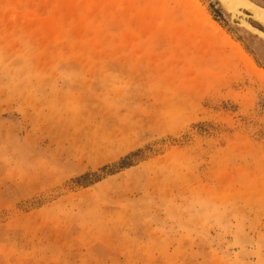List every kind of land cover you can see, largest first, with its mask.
Here are the masks:
<instances>
[{
	"label": "rangeland",
	"instance_id": "rangeland-1",
	"mask_svg": "<svg viewBox=\"0 0 264 264\" xmlns=\"http://www.w3.org/2000/svg\"><path fill=\"white\" fill-rule=\"evenodd\" d=\"M196 1L0 0V264H264V45Z\"/></svg>",
	"mask_w": 264,
	"mask_h": 264
},
{
	"label": "water",
	"instance_id": "water-1",
	"mask_svg": "<svg viewBox=\"0 0 264 264\" xmlns=\"http://www.w3.org/2000/svg\"><path fill=\"white\" fill-rule=\"evenodd\" d=\"M232 27L243 32L246 36L259 39L264 45V9L256 6L249 0H215ZM238 2V3H237ZM233 4L239 8L233 9ZM234 10V11H233ZM236 13H233L235 12ZM243 19V21L240 20ZM247 21H245V19ZM251 22L260 26L263 31L251 26ZM244 30V31H243Z\"/></svg>",
	"mask_w": 264,
	"mask_h": 264
},
{
	"label": "bare ground",
	"instance_id": "bare-ground-1",
	"mask_svg": "<svg viewBox=\"0 0 264 264\" xmlns=\"http://www.w3.org/2000/svg\"><path fill=\"white\" fill-rule=\"evenodd\" d=\"M249 1H250V0H249ZM251 2H252V1H251ZM183 3H184V10H185V12L187 13V15H188L189 17L198 20L200 23H202V24H204V25L206 24L205 26H208L209 19H208L206 13L204 12V9L201 7V5H200L196 0H183ZM237 3H238V2H237ZM252 3L255 4L254 2H252ZM255 5H256V4H255ZM256 6H258V5H256ZM258 7H260V6H258ZM237 8H239V6H237L236 4H233V9H236V10H237ZM260 8H262V7H260ZM262 9H264V8H262ZM236 10H235V12H233V13H236ZM233 11H234V10H233ZM244 19H245V21H247L246 18H244ZM240 20L243 21L242 18H240ZM250 22H251V21H250ZM209 25H210V24H209ZM251 26H252V25H251ZM210 27L213 28V25L210 26ZM207 28H208V27H207ZM254 28H255V27H254ZM213 29L215 30L216 28H213ZM256 29H257V28H256ZM216 30H217V29H216ZM258 30H259V29H258ZM231 46H232V48L236 49V50L241 54L242 57H244L245 63H246L248 66H250L252 69L255 70V67H254L252 61H251L250 59H246L247 57L242 53V51H241V49L238 47V45L233 44V45H231ZM255 72H257V74L260 75V71H255Z\"/></svg>",
	"mask_w": 264,
	"mask_h": 264
},
{
	"label": "flooded vegetation",
	"instance_id": "flooded-vegetation-1",
	"mask_svg": "<svg viewBox=\"0 0 264 264\" xmlns=\"http://www.w3.org/2000/svg\"><path fill=\"white\" fill-rule=\"evenodd\" d=\"M251 1H253V2H254L255 4H257L258 6L264 8V0H251ZM250 24H251L253 27H255V28H257V29L263 31V29H262L260 26H258L256 23H254V22H250ZM259 53H260L261 57L264 59V52H263V50H262V51H259Z\"/></svg>",
	"mask_w": 264,
	"mask_h": 264
},
{
	"label": "trees",
	"instance_id": "trees-1",
	"mask_svg": "<svg viewBox=\"0 0 264 264\" xmlns=\"http://www.w3.org/2000/svg\"><path fill=\"white\" fill-rule=\"evenodd\" d=\"M119 165L121 166V168H124V166H128L129 164L127 163V158L122 160Z\"/></svg>",
	"mask_w": 264,
	"mask_h": 264
},
{
	"label": "crops",
	"instance_id": "crops-1",
	"mask_svg": "<svg viewBox=\"0 0 264 264\" xmlns=\"http://www.w3.org/2000/svg\"><path fill=\"white\" fill-rule=\"evenodd\" d=\"M251 1V0H250ZM253 2V1H252ZM257 5V4H256ZM263 8V7H262Z\"/></svg>",
	"mask_w": 264,
	"mask_h": 264
}]
</instances>
